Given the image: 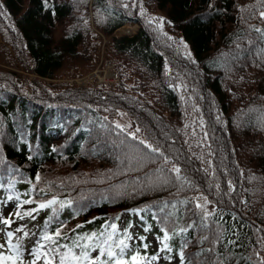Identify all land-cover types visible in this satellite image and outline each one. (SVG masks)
<instances>
[{
    "label": "trees",
    "instance_id": "obj_1",
    "mask_svg": "<svg viewBox=\"0 0 264 264\" xmlns=\"http://www.w3.org/2000/svg\"><path fill=\"white\" fill-rule=\"evenodd\" d=\"M261 12L264 0H0V183L71 201L47 209L43 234L110 231L121 212L143 210L172 251L187 245L184 264H261ZM126 22L139 31L114 34ZM101 56L117 85L66 81ZM120 110L129 132L114 123ZM205 196L207 217L196 207Z\"/></svg>",
    "mask_w": 264,
    "mask_h": 264
},
{
    "label": "snow or ice",
    "instance_id": "obj_2",
    "mask_svg": "<svg viewBox=\"0 0 264 264\" xmlns=\"http://www.w3.org/2000/svg\"><path fill=\"white\" fill-rule=\"evenodd\" d=\"M47 2V0H45ZM128 7V5H124ZM135 6V5H133ZM261 17L264 18V12L260 13ZM256 31H261V29H256ZM116 127L124 131V127L120 124H116ZM127 127H131L128 125ZM140 129L137 128L135 132L128 133L133 140L137 139L136 133ZM140 144H143L145 148L149 149L151 152L158 153L163 156V152L160 149L153 147L151 144L145 142L144 140L139 141ZM165 161L168 162V158L165 157ZM177 174L179 178L180 168L173 167L172 170ZM36 181H40V177L37 174ZM5 185L0 183V188H4ZM11 188L12 185L9 184ZM33 190H35V185H33ZM41 192H44V189H40ZM27 195V194H26ZM205 203L202 205L200 203L196 204V207L200 208L205 217L212 215L211 212L207 211V204L210 203L207 197H203ZM8 201L15 200L17 202V207L23 209L24 205L35 204L36 207L32 209H25L23 211H15L11 213L7 218L0 216V225L6 226L11 229L13 223L16 222L15 217L19 220H24L26 217L30 219H35L36 216L34 213H38L43 209H52L53 213L56 212L54 205H59L61 209L71 206V201H61L57 197L53 196L51 199L38 202L34 197L20 200V197L11 196L7 197ZM137 214L143 210H135ZM51 219V217L49 218ZM117 221L120 220V217L115 218ZM92 221H89L91 223ZM163 222V221H162ZM48 221L45 222L47 226ZM64 227L66 225L59 226L55 228L51 233L45 232L40 240H38L34 247L28 250V255L31 257L27 261V264H145L146 261L152 262L157 261L160 257L157 254H153L150 257L142 255L139 251L135 250L129 242L133 241V235L129 232V229L133 227L129 223L124 229H119L117 223L113 222L108 225L110 231L104 232H92L91 234L76 235L74 238L72 236L67 237L69 242L61 243L65 240ZM83 225H77L76 228H81ZM4 229L0 228V231ZM149 228H145L144 231H149ZM186 229H180L181 232H184ZM75 233V229L71 230ZM160 231L163 233L162 237H157L159 244H162L160 251H171V245L169 244L172 236L170 231L166 228H161ZM118 232H122V236H117ZM21 234L16 236V234ZM32 235H37L33 233ZM174 235V233H173ZM14 236L16 237V242H13ZM29 233L24 230V226H18L13 230L6 232L7 239L4 243H0V264H25V255H24V246L21 243L23 238H27ZM139 241L143 242L146 240L145 237L140 236L137 238ZM141 246L143 249H147L149 245L147 243H142ZM181 247V250L178 253L180 264L185 262V252L184 247ZM131 249V251H129ZM96 253V255H93ZM261 264H264V261H261Z\"/></svg>",
    "mask_w": 264,
    "mask_h": 264
},
{
    "label": "rangeland",
    "instance_id": "obj_3",
    "mask_svg": "<svg viewBox=\"0 0 264 264\" xmlns=\"http://www.w3.org/2000/svg\"><path fill=\"white\" fill-rule=\"evenodd\" d=\"M137 30L134 26H132L131 29L127 27H122L119 29L121 33H132ZM130 118L126 115V113H122V116L119 117L116 120L117 124H120L123 127H127L130 125ZM5 193H3L0 190V216H3L7 218L11 213L15 211H23L25 209H28V205H24L23 209H19L17 207V202L15 200L13 201H8ZM35 215V213H34ZM36 218L30 219V218H25L24 220H19L16 219L15 217H12L13 219L16 220L15 223L12 224L11 229L7 228L6 226L0 225V228L4 229L3 231H0V243H4L5 240L7 239L6 237V232L9 230H13L17 228L18 226H24V230L29 233V236L27 238H23L21 240V243L24 246V255H25V264H27V261L31 259V257L28 255V250L32 247L35 246L36 242L40 240L39 238V224L42 222V217L35 215ZM136 220H134L131 224L133 225L132 228H130L131 234L133 235V241H130L129 243L135 247V244L140 245V248L142 247L141 244L145 243L144 241L141 242L137 238L140 236H143L144 229L146 228L145 224H143L142 217L135 216L134 217ZM129 219L128 213H123L120 217V220L118 222V227L119 229H124L127 226ZM33 233H36L37 235H32ZM21 234L17 233L16 236H20ZM144 237V236H143ZM147 241H148V253L146 256L150 257L153 254H157L160 259L157 261H146L145 264H179V257L177 255L171 256L169 253L166 251H160L159 249L162 248V244H159V241L157 240V237L155 234L150 233L147 235ZM13 242H16V237L14 236ZM93 255H96V253H93Z\"/></svg>",
    "mask_w": 264,
    "mask_h": 264
}]
</instances>
